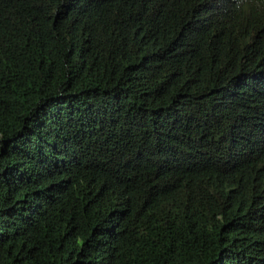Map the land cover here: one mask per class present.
<instances>
[{
    "label": "trees",
    "instance_id": "1",
    "mask_svg": "<svg viewBox=\"0 0 264 264\" xmlns=\"http://www.w3.org/2000/svg\"><path fill=\"white\" fill-rule=\"evenodd\" d=\"M0 0V264H264V0Z\"/></svg>",
    "mask_w": 264,
    "mask_h": 264
},
{
    "label": "clouds",
    "instance_id": "2",
    "mask_svg": "<svg viewBox=\"0 0 264 264\" xmlns=\"http://www.w3.org/2000/svg\"><path fill=\"white\" fill-rule=\"evenodd\" d=\"M244 0H236V3L234 5L235 8H240L243 4Z\"/></svg>",
    "mask_w": 264,
    "mask_h": 264
}]
</instances>
